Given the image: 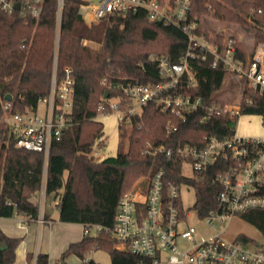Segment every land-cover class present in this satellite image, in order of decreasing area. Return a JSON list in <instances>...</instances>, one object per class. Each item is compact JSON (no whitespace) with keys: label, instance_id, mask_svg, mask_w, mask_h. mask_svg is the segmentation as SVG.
<instances>
[{"label":"trees","instance_id":"16d2710c","mask_svg":"<svg viewBox=\"0 0 264 264\" xmlns=\"http://www.w3.org/2000/svg\"><path fill=\"white\" fill-rule=\"evenodd\" d=\"M85 3L64 0L58 30L56 0H43L37 19L24 17L20 12L0 11V114L5 103L13 111H26L35 108L37 100L48 94L56 40L57 80L63 77L65 67L71 69L73 79V124L59 140L51 142L47 160L42 153L14 147L6 125L0 122V217L21 215L37 220L39 208L31 199L44 186L45 196L59 201L60 222L109 227L122 194L136 180L150 177L159 169H163L166 180L193 187L194 208L205 216L215 206V186L184 177L177 160H166L162 154L144 155L136 148L146 143L152 147L199 145L205 135L231 133V119L213 116L199 121V115H191L184 122L174 121L176 131L167 134L166 122L173 119L149 103L139 117H131L128 124L118 126L119 136L127 138V151L119 146L115 157L97 160L90 156L94 143L103 136V126L95 120L98 105L106 90L110 96L116 94L102 81L158 82L157 69L148 57L156 54L177 61L186 50V37L173 27L149 22L140 11L87 26L78 14L80 5ZM190 15L211 16L238 25L253 36L255 44H264V0H192ZM85 41L97 43L99 48L93 49ZM237 45L238 56L243 59L245 54ZM211 62L208 56L189 63L197 85L186 92L201 96L205 102L213 100L226 76ZM251 94L245 90L243 98ZM253 99L246 112L264 116V97ZM242 217L264 236V210H250ZM19 242L0 230V264L14 262ZM95 250L107 251L110 264L139 261L138 257L117 250L104 231L84 235L79 242L70 244L59 261L63 263L68 255H75L82 264H98L92 260L84 262L85 254ZM27 258L30 260L31 256ZM34 264H48V255L38 253Z\"/></svg>","mask_w":264,"mask_h":264},{"label":"built area","instance_id":"2783aa9c","mask_svg":"<svg viewBox=\"0 0 264 264\" xmlns=\"http://www.w3.org/2000/svg\"><path fill=\"white\" fill-rule=\"evenodd\" d=\"M56 4L58 30L64 0H56ZM42 5L43 0H0V11L20 12L24 17L37 19ZM191 6L192 0H97L93 5L81 4L78 14L91 26L114 16L140 11L149 22L173 27L184 34L186 50L177 61L156 54L148 57L157 69L158 82H107L104 79L102 85L116 94L102 97L97 116L113 114L118 126L128 124L131 117H139L143 108L153 103L173 119L166 122L167 134L176 131V122H184L191 115H199V121L213 116L231 119V133L205 135L199 145L152 147L146 143L140 150L144 155L162 154L166 160H177L184 177L215 186V206L203 217L194 204L191 208L184 206L181 186L193 187L166 180L163 169H159L122 194L111 226L86 225L83 233L97 235L104 231L117 250L138 257V264H264V236L262 241L242 235L228 240L221 232L205 237L189 223L194 215L212 228L214 221L224 223L234 217L243 218L250 210H264V137L237 136L235 129L242 115H256L246 112L254 102L253 97H264V44L253 43L251 52L244 53L241 59L238 41L230 35L217 37L203 31L199 27L202 18L190 15ZM262 31L264 33V24ZM56 56L57 40L49 92L37 100L35 108L13 111L10 104L5 103L0 114V122L6 125L14 147L42 153L45 160L51 142L59 140L62 132L73 124L71 69L65 67L63 77L57 80ZM208 56H211L212 67H220L225 72L224 81L238 86V100L234 103L214 99L205 102L201 96L186 92L197 85L189 63ZM245 90L252 94L243 98ZM258 116L264 122V116ZM103 140L102 136L94 143L90 156L103 159L99 155ZM184 166H188L190 174L184 173ZM58 203V200L53 202L55 210ZM42 206L43 199L39 202V207ZM38 221L42 223L43 218Z\"/></svg>","mask_w":264,"mask_h":264},{"label":"rangeland","instance_id":"374dc122","mask_svg":"<svg viewBox=\"0 0 264 264\" xmlns=\"http://www.w3.org/2000/svg\"><path fill=\"white\" fill-rule=\"evenodd\" d=\"M87 3L93 5L97 3V0H85ZM199 27L214 36H233L237 41L244 53L251 52L253 48L254 38L252 35L246 33L240 26L226 23L220 20H216L211 16H205L199 23ZM85 44L93 49H98L99 45L94 42L85 41ZM238 86L229 85L227 81H224L222 87L218 92L213 95L214 100L223 101L227 104L234 103L238 100ZM103 126V142L104 147L99 151L101 157H115L119 149L124 152L128 149L127 138H121L119 136V129L117 124L116 116L113 114L96 116ZM126 127V126H125ZM129 132V128H124ZM236 134L241 137H264V122L263 119L258 115H242L236 126ZM143 146L136 148V152H139ZM101 159V158H98ZM97 159V160H98ZM184 173H189L188 166H184ZM66 177V174L64 175ZM144 181V178L136 180L132 187L140 184ZM182 202L186 207H192L195 202L194 189L189 186L182 185ZM41 191L37 192V201H40ZM39 197V198H38ZM191 223L201 236H209L217 232H221L223 237L232 240L237 235L249 237L250 239L262 241V233L254 226L250 225L241 217H234L227 219L224 223L214 221V227L210 228L204 222L199 221L194 215L189 219ZM86 260H92L98 264H110V257L105 250L90 251L85 254ZM57 264H62L61 261H56ZM63 264H82V261L75 255H68L64 260Z\"/></svg>","mask_w":264,"mask_h":264},{"label":"crops","instance_id":"0c3cea01","mask_svg":"<svg viewBox=\"0 0 264 264\" xmlns=\"http://www.w3.org/2000/svg\"><path fill=\"white\" fill-rule=\"evenodd\" d=\"M40 191L39 197L40 200L43 199V206L39 207L37 192L31 200L39 208L38 219L43 216L46 218L42 223L38 219L30 220L21 215L0 217V230L9 238L20 239L12 264H34L38 253L48 255V264H57L56 261L59 260L62 252L70 244L79 242L84 236V225L60 222L58 210L53 208L55 200L52 196H45L44 186ZM27 256H31V259L29 260Z\"/></svg>","mask_w":264,"mask_h":264},{"label":"water","instance_id":"95a60500","mask_svg":"<svg viewBox=\"0 0 264 264\" xmlns=\"http://www.w3.org/2000/svg\"><path fill=\"white\" fill-rule=\"evenodd\" d=\"M15 8L18 9V4L15 5ZM107 96H108V93L105 92L104 95H103V97L106 98ZM7 100L10 101V96H7ZM62 264H63V263H62Z\"/></svg>","mask_w":264,"mask_h":264}]
</instances>
